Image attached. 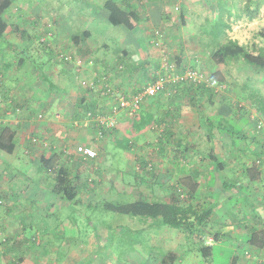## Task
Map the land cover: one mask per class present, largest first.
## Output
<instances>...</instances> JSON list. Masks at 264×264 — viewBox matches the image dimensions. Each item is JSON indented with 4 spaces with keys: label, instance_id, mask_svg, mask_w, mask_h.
<instances>
[{
    "label": "rangeland",
    "instance_id": "obj_1",
    "mask_svg": "<svg viewBox=\"0 0 264 264\" xmlns=\"http://www.w3.org/2000/svg\"><path fill=\"white\" fill-rule=\"evenodd\" d=\"M105 1L15 0L3 12V18L7 19L10 24H16V30L19 27L26 29L27 34L35 33L39 41H36L37 45L35 46L30 45L29 39H20L22 36L16 35L13 27V32L8 33L11 37L10 40L0 41V49L3 48L6 51L2 54V58L0 56V61L6 63L7 69L10 70L8 73H12L7 82L9 85L17 87V81H20L19 84L25 92L19 91V96L16 90L14 95L20 98L24 95L23 93H26L29 98H39L43 108L39 105L36 106L37 112L34 110V115L33 113L25 114L27 115V125L21 126L22 135L20 134V139L24 140L25 145L18 148L19 151L13 155L0 150V239L3 237L17 239L13 250L18 248L17 245L20 246L18 248L20 254H24L23 264H160L161 256L167 251L177 253L178 259L174 264H230L229 261L236 247H238L237 254L240 257L242 254L243 257V262L239 264H264V249L260 251L253 250V248L252 251L247 250L248 248L243 249L246 244H249L247 239L250 232L262 225L264 227V178L258 177L257 180L250 181L239 172L232 177V172L229 169L224 171L218 169L216 181L208 187L204 182V173L211 165L209 167L205 164H209L211 161L201 150L200 155L189 158L190 152H184L183 147L181 149L178 147L182 158L184 157L183 152L185 153L183 162L174 160L176 157L175 151L171 148L172 142L169 144L170 147L167 145L164 148L161 147L158 152L152 146H141L144 148L141 150L137 146V149L128 151L126 154L123 146L116 147L114 143V139H119L115 130L106 132L107 134L102 137L97 136L94 130L90 131L91 133L85 130L88 128L85 125L87 119L84 117L87 112H102L110 105L109 98L102 96L99 88L101 87V77L104 75L108 77L107 72L101 70L104 66L109 65L110 60L114 58L116 59L113 66L118 71V65L122 66L120 69L122 71L124 65H138V62L144 59L140 68L133 73L132 80L125 79V82L123 81L122 85H119L120 91L126 96H128L126 92L132 86L135 88L144 86L146 81L159 69L157 64L160 63L162 56H166L179 67L196 68L204 77H210L213 45L211 39L202 35L213 27L211 20L215 18L209 8L208 0H205V9H202L205 16L208 17V21L203 24L198 23V15L195 13L201 11L195 6L197 0H157L153 3L159 4V1H162L165 9L162 8V11L161 8L154 7L152 11L148 10V13L146 6L150 0H135L139 4L138 8L143 13L146 12L147 15L143 16L148 19L139 23L141 25L136 26L133 31H129L121 25H112L106 20L103 15L104 11H102ZM244 1L226 0L228 14L224 20L230 26L226 29V35L246 46L257 43L264 47V8L259 9V14L255 8H251L250 12H247L245 4H243ZM250 1L255 2L256 0ZM257 1L264 2V0ZM212 6L214 7L213 4ZM161 12H163V16L160 15ZM253 15L259 19H246L247 16L252 18ZM181 16H185L189 20L187 25L182 24ZM55 20L63 23L67 34L70 33L64 39L65 42L62 46H59L60 43L56 42L49 34L50 22ZM211 23L212 25H210ZM87 28L92 32L89 36L82 34L87 31L84 30ZM74 37H77V41H74ZM129 38L130 41H127ZM80 39L82 43L79 44ZM122 42L127 50L131 51L129 56L119 54ZM7 45H15L18 49L8 48ZM22 45L28 47V51H23L24 54H20ZM49 49H55L57 55L66 54L72 58L78 55L77 57L83 61L80 68H74L73 62H66L67 66L71 65L73 68V71L69 69V76L66 75L69 87L65 97L67 100L70 99V103L66 107L56 104L51 108L48 103L43 104L50 102L44 90L46 86L49 83L52 85L55 83V87H57L56 74L51 72H55L54 67H57L56 65L59 63L47 55ZM19 56L22 58L21 65L12 63V59L15 57L14 61L16 62ZM120 57L125 60L120 61ZM57 58L62 64L60 56ZM89 59L92 63L87 65ZM86 69L92 70V79L89 78L91 73L85 71ZM8 73L6 72V74ZM123 74L124 77H128V74ZM37 76H40L42 80L45 78L43 87L38 85L28 92V88L36 84ZM223 76V82H217L212 86L216 104L209 105L207 102L203 104L202 99L205 96H203V92H199V83L179 86L177 91L170 95L159 94L165 99L173 98L178 102V108L182 114L178 111L177 121L168 123L171 124V128L176 130L172 131L176 133L175 138L182 141L183 146L190 149L192 148L191 144H196L197 140L203 138L205 129L201 128L199 131L197 127V120L201 117L203 109H205V114H213L220 110L224 114H232L234 120L225 117V125L223 124L225 129L227 125H232V129L228 131H241V135L244 134L248 140L257 142L259 139L263 142L264 108L261 111L257 106L262 102L264 104V67L256 68L242 59L229 61L224 67ZM107 80L111 86L116 88L109 77ZM82 81H85L86 84L89 81L94 82L95 88L89 89V85L86 87L87 85ZM127 81H131L129 85ZM50 87L48 92L51 95L55 88ZM83 87L92 92L90 95L94 103L90 102L89 104L92 103V105L86 106L88 104L86 102L79 109L77 105L72 106V102H75L77 97L80 98V94L85 91ZM62 96H64L63 93L57 92L55 98L59 100ZM55 112L60 114L71 112L70 116L75 129H70L71 133L74 132L77 135V132L82 129L83 131L80 132L82 137L85 134L87 138L96 141V145L92 144L94 148L85 145L84 142L76 144L74 141L80 139L79 136H76L77 138H73L71 144L92 148L96 152L94 158H89L90 161H82L79 159V155L73 152L72 147V149L69 148V153L63 154L62 152L60 154V146L51 142L50 139L52 134L58 133V130L61 132L60 134L65 133V129L68 133L67 128L59 122L50 126L51 131L46 130L48 126L42 127L44 124L42 122L51 121ZM21 116L18 119L22 118ZM8 118L9 120L4 126L13 128L9 122L10 120L15 122V116ZM255 118L260 119L263 123L262 134L257 133L253 122ZM215 119L216 117H212L209 120ZM87 124L97 131L96 127H93L95 122ZM163 132L164 128L161 124L156 123L153 129L147 133V137L150 141L155 142ZM201 132L202 134L197 137ZM215 133L218 156H222V153L225 155L223 151L229 150L228 146L232 140L237 148H245L242 153H237L236 156V160L238 159L242 167L246 162L248 165L255 164L257 167H262L261 170L264 171V152L258 151L259 147L256 149L260 145L256 142H253L254 145L252 142L247 143L245 137L235 133L231 136L227 132H220L217 129H215ZM34 137H37L39 143L32 140ZM59 139L61 138L58 134L54 141ZM68 143H71V139L68 140ZM151 148L153 152L148 153ZM131 149L129 147V150ZM63 151L65 152V149ZM52 153L57 156L56 166L66 167L71 174L74 186L78 191L75 203L55 195L52 192L55 174L39 169L41 156H50ZM133 154L137 157L133 158ZM227 155L232 154L227 152ZM141 158L144 160L143 162L140 161ZM258 158L260 159L259 163H257ZM219 161L220 159L217 160V162ZM196 165H198L196 174L200 183L197 186L198 189L193 192L194 197L191 198L188 195L187 186L177 183V174L180 172L186 174ZM17 168L32 177L33 182L25 193L14 197L8 190L7 180L9 174H12ZM231 177L234 180L243 181L242 185L235 186L236 189H239L240 186V192L242 193L243 190L246 193L242 199L238 196L236 201L229 200L228 194L232 193L233 189L230 187L228 190L220 184L223 180L226 181ZM147 196L181 204H187L190 201L194 205L197 204L198 208L211 201H218V208L215 210L219 214H217L219 219L217 215H212L208 224L204 227L201 226L203 231L200 235H202L203 241L200 243L203 245L207 239L213 237L215 231L220 232L218 239L215 240L218 242L213 244L211 256L204 258L198 251L197 246L200 243L197 231L192 234L186 229H175L159 222L155 223V220L150 218L128 216L103 207L106 201L128 203L137 199H147ZM237 207L251 208L258 212L261 210L258 218L259 223L254 220L253 222L251 217H244L243 222H240L239 225L241 226L240 230L238 228L239 233H223L222 235L227 238L221 239L220 234L224 227L240 220L239 214L232 218L227 212ZM218 226L223 228L219 229ZM116 227H119L120 231ZM242 229L247 233L246 235L241 232ZM104 231H109L112 234L108 237L111 238L108 245L103 234ZM241 235H244L243 238ZM33 237H36V242ZM5 244L9 245V252L5 255L7 253L6 246L0 244V264H10L9 259L15 258L11 241L9 244ZM25 244L27 245L26 249H24ZM205 244L207 243L205 242ZM248 251L252 254V259H248L246 256L248 254L245 252Z\"/></svg>",
    "mask_w": 264,
    "mask_h": 264
},
{
    "label": "crops",
    "instance_id": "obj_2",
    "mask_svg": "<svg viewBox=\"0 0 264 264\" xmlns=\"http://www.w3.org/2000/svg\"><path fill=\"white\" fill-rule=\"evenodd\" d=\"M14 1L15 0H10V2H11L10 6L12 5V3ZM118 1H119L118 3L120 4V6L123 7V8H131L132 7V8L138 9V11L140 13V16H141L140 23L142 21H145L146 19H148V18L144 17L145 15H147L146 12L143 13V11H141L140 8H138L139 4H138L137 1L136 2H135V0H118ZM153 2H157V0H154V1L150 0L149 1L148 6H146L147 13H148V10L152 11L154 7L155 8L156 7L157 8H161L162 11H163L162 8L165 9V7H163V2L162 1H159V4L158 3H153ZM218 2H220V3H218ZM257 2L258 1H256V3ZM208 3H209L208 5H209L210 10H211L213 16L215 17L213 20H211L213 24L218 19L224 20V18L227 17V14H228L227 11L228 10H226V8L228 7V3L226 2V0H218V1L214 0V2L212 3L214 5V7L212 6L210 0H209ZM216 3H218V4H216ZM204 4H205V0H203V1L202 0H197L196 3H195V6L198 9H201L200 12H195L198 15V23L201 22V24H203V22L208 21V17L205 16L206 14H205L204 10L202 11V9H205V7H204L205 5ZM243 4H245L246 11L250 12L249 11V8H250L249 6L252 7L254 2L250 1V0H245ZM258 5H259L260 9L262 7L264 8V2H260L259 1ZM149 6H150V8H149ZM192 9H194V8H192ZM197 11H199V10H197ZM257 13L259 14V11H257ZM160 15L163 16V12H161ZM104 16L106 17V15H104ZM246 19L247 20H250V19L256 20V19H259V17L256 18V16L253 15L252 18H251V16H247ZM6 21H7V19H6ZM212 23L210 25H212ZM7 24H8V27H7V29H6V31L4 33V38L3 39L10 40L11 37H10V34H8V33L13 32V30H12V27H13L14 30H15L16 35H21L22 36L21 38L19 37L20 39L23 40V38H28L29 41H30L29 42L30 45H33V46L37 45L36 41H38V39H37V35L35 33L34 34H27L26 33V29L18 27V30H16L17 29L16 28V24H13V23L10 24L8 21H7ZM140 25L141 24H139V26ZM65 30L66 29L64 27V24L63 23L61 24L59 20H55V21H51L50 22L49 34L53 37V39L56 42L60 43L59 46L64 45V42H65L64 39H66L67 35H70V33L67 34V32ZM84 30H87V31H84ZM84 30H83L84 32L82 33L83 35L89 36L92 33L91 31H89L88 28L84 29ZM133 30H135V29H132V30H129V31H133ZM206 33L207 32H204V33H202V35H204L205 37H208L210 39V34H206ZM3 39H0V41L3 40ZM209 39H208V41H209ZM127 41H130V38ZM221 41H223V40H221ZM80 43H82L81 39L79 41V44ZM23 45H24V42H23ZM23 45H22V47L20 49V54H24L23 53L24 50L28 51L27 50L28 47H24ZM7 47L9 48V45H7ZM121 47H122L121 48V52L119 53L121 56L123 54L124 55L127 54L129 56L131 54L130 53L131 51L129 52L127 50L126 46L124 45V42H122V46ZM16 49H18V48H16ZM55 51H56L55 49H49V53L47 55H49L50 58L55 59L56 60L55 62L59 63L58 65H56L57 67H54V71L55 72H51V73L56 74L55 81L57 82V87H55V83L53 85L49 83L46 86V88L44 90L46 91L47 98L50 99V102H44L43 103L45 105L48 103V105H51L50 106L51 108L55 107L56 104L58 106H60V107H66V105H69L70 99L67 100L66 97H65L67 95V93H66L67 92V88L69 87L68 86V81H67L66 78L70 74V70L69 69H71L73 71V68H72L71 65L67 66L66 62H63L61 64V62L59 60H57L58 59L57 58L58 55H57V52L55 53ZM5 52L6 51L3 48L0 49L1 58H2V54L5 53ZM139 55L141 56V53ZM75 56H78V55H75ZM14 58L12 59V63L21 65L22 58L19 56V58L17 59L16 62L14 61ZM115 59L116 58L110 60L109 65L104 66L101 71H103V70L106 71L108 77L111 79V82H113L115 87L120 90L119 85H122L123 81L125 82V79H129V80L131 79L132 80L133 73L137 69L140 68L141 63L144 62V59L140 60L138 62V65H132V66L129 65V64L124 65L122 71L121 70L118 71L117 69H115V66H113V64L115 63ZM124 60L125 59H123V57L122 58L120 57V61H124ZM73 67L75 68L76 66L73 65ZM8 71H10V70L7 69L6 63H3L2 61H0V78L2 79V80L0 79V87H1L0 88V91H1L0 92V120H3V121L0 122V126L5 125L6 121L9 120V118H8L9 116H15V122H11V120L9 122V123H11L13 128H10V127L8 128L6 126L10 131L14 132V140L16 142L14 151L12 153L14 155L17 151H19L18 148L23 147L25 145L24 140L20 139V134H21V130H22L21 126L27 125V115H25V114L29 113V115H30V114L33 113V115H34V113L36 111L35 110L36 106L38 107L39 105H41V107H42V104H41L42 102L40 101L41 99H39V98L38 99L29 98V96H27L26 93H23L24 95H22V97L17 98L16 95H14L16 90H17L18 95L20 94L19 91H22V92H25V91L23 90V87L19 84L20 81H17L18 82L17 87L16 86H11V85L8 84L7 79H8V77L12 76V73L11 72L8 73ZM85 71H89V73H91V76L89 78L92 79V70L86 69ZM98 71L101 72L100 70H98ZM6 72L8 74H6ZM123 73L128 74V77L127 76L124 77L125 75ZM84 78H85V76H84ZM43 80H42V78L40 76H37L36 77V82H35L36 84L31 85L28 88V92L31 91L30 89H34L38 85L42 86L43 85ZM127 82H128V85H129V82H131V81H127ZM44 85H46V84H44ZM50 86H53L55 88V91L51 95L48 92L49 89L51 88ZM61 87L63 88V90H62ZM83 88L85 89V91H83L80 94V98L77 97V100H75V102L74 101L72 102V106L77 105L79 107V109H80V107L83 104L85 105L86 102L88 103V104H86V106L87 105H92V103H94V101L91 100L92 97L90 95V94H92V92L89 89H87L86 87H83ZM139 88H142V86H138L136 88H135V86H132L131 89H129V91L126 92V93L129 96V95L135 93ZM57 92H61V93L64 94V96H62L59 100H56V98H55V95H56ZM78 98H79V100H78ZM190 99H192V98H190ZM212 100H213V98L207 99L206 97H204L202 99V102H203V104L205 102H207L209 105L210 104H216L215 103L216 100L214 99L213 102H212ZM218 100H220V99H218ZM90 102H92V103L89 104ZM109 102H111V101H108V103ZM219 104H220V102H219ZM226 107H227V105H226ZM178 111H180V113L182 114L181 110L178 108V102H177L176 99H173V98L165 99L164 97H162L160 95H158V96L156 95V96L147 98L146 101L139 108V110L136 111V117L134 118V123L131 124V126H132L131 128H133L135 131L133 130V135L131 137V140L133 142H131L130 148H132V149L129 150V151L137 149V146L140 147V150L144 149L141 146H145V147L152 146V148L157 150V152H158V151H160L161 147L164 148L166 145L169 146L170 142H172L171 143V145H172L171 148H172L173 151H175L174 155L177 158V159L174 158V160L181 161V162L185 161V159H184L185 158V153L184 152H190V154H189L190 157L189 156L188 157L189 158H194V157L200 155V153L202 151L204 154H206V157H208L209 161H211L209 164L208 163L205 164L206 166H209V167L211 165V167L204 173L205 174L204 182H205L206 186L214 184V181H216L215 179H217V175L216 174L218 173V169H219V171H224L225 169H229L232 172V177L234 175H237L238 172L240 174L243 173L242 172V168H241L242 164L240 162H238V159L236 160V156H237V153H242L245 148H237L234 145L235 143L231 140L230 141L231 143L228 146L229 150L225 149L223 151V152H225V155H223V153H222V156H218L217 155V136H216V133H215L216 127H212V129L209 132L207 127H206V125L204 124V120H207V118L210 119L212 117L217 116L218 113H220L218 111L214 112L213 114H210V113L205 114V109L202 110V112H203L202 114H204V115L201 114V117L197 120L198 121L197 122V127H198L199 131L201 130V128H203V129H205L206 132L203 133L204 134V136L202 135L203 138H200L199 140H197V142L201 141V143L197 144V142H195L196 144H191L192 148H190V149L183 146L184 147L183 148V150H184V152H183L184 155L183 156L184 157L182 158L181 155H180V153H181L180 149L182 147H180V149H179L178 148L179 146L177 145V144L181 145L182 141H179V138H175L176 133L173 132L175 129L171 128V124L168 123L170 121H173V122L177 121V117H178L177 112ZM70 115H71V112L70 113L65 112V114H60L59 112H55V114L52 115V117H53L52 120L48 122L49 124L47 122H45V121L42 122V123H44L42 127L44 128V127L48 126V128H46V130H48V131L52 130L50 128V126L51 125H56V122L63 123V127L67 128L68 133H70V134L66 133V129H65V133L60 134L61 132H59V130H58V133L52 134L51 139H50L51 142H55V144L57 146H60L59 147L60 154L62 152H63V154L66 153V152L63 151V149H66V147L68 149L67 152L70 151L69 148H71V147L73 148V149L72 148L71 149L74 152V148H75V146H76V144L78 142L79 143L80 142H84V144L86 143L85 145H89V146L94 148V146H92V144L96 145L95 144L96 141L93 140V139L87 138V136H85V134L82 137V135H80V132L83 131L82 129H80L77 132V135H75L74 132L71 133L72 130H70V129H73V130H75V129L73 127L72 118H71ZM131 115L132 114L129 115L127 113H124L123 111H120L118 113V117L116 119V124H115V127L113 129V131L115 130V133H117V138H119V139H114V143L116 144V147L119 146L118 142L120 141V139H122V137L125 134V132L126 131H130V130L132 131V129L129 128L128 126H127V129L124 130V127H126L124 125V123L131 121L130 118H129V117H131ZM19 116H21L22 118L18 119ZM223 116L233 119V117H232L233 115L232 114H224L223 113ZM84 117H85V119H87L86 115ZM81 119H82V117H81ZM157 120H158V122H156ZM156 123L157 124H159V123L161 124V126L164 128V132L160 135V137H157V140L155 142H152V141H150V139H148V137H147L148 134L147 133H149V131H151L153 129V126ZM85 125L88 127V128H85V130L87 132H90V131L94 130V133L96 134L95 129L90 128L91 126L89 124H87V120H86V124ZM47 134H49V132H47ZM58 134H59V138H61V139H59L60 141L59 140L58 141H54V140L57 139ZM201 134H202V132L199 133L197 135V137H199ZM92 135H93V132H92ZM167 135H168V139H167ZM222 135H224V134H222ZM49 136H50V134H49ZM76 136H79L80 139L74 141V143H76V144L71 145L72 141H73V138L74 139L77 138ZM69 139H71V143L70 144L68 143ZM137 140H139V141H137ZM189 140H191V139H189ZM178 141H179V143H178ZM64 146H65V148H64ZM61 148H62V150H61ZM152 148L149 149L148 153L149 152H153ZM227 152L229 154H232V155H227ZM233 153H235V155H233ZM134 157L136 158L137 156H135V154H133V158ZM79 159L82 160V161L89 160V159H84V157L81 156V155H79ZM218 159H220L219 162H217ZM140 161L143 162L144 160H142V158H141ZM199 165H200V163H199ZM197 168H198V165L192 167L190 170H188V172L186 174H184L183 172H180L179 174H177V177H178L177 183L183 184L185 186H188V185L199 186L200 181L198 179V175L196 174L197 173L196 172ZM199 168H200V166H199ZM261 168L262 167H257V169L260 172L259 178L263 179L264 178V175H263L264 171L261 170ZM149 172H151V171L149 170ZM181 173L184 174V175H182ZM211 177L213 178L211 180L212 182L210 181L208 183V179H210ZM232 177L228 178L226 181L223 180L220 184L223 185L226 182L230 183L231 189H233V192L228 194V196L229 197H231V196L232 197H235V196L238 197L239 196L242 199L243 196L246 195V193L243 192V190H242V193L240 192V188H241L240 186H239V189H236L234 187L238 186V185H242L243 181L237 180V179L234 180ZM189 188H190V186H189ZM197 189L198 188H196V190ZM215 190H216V188H215ZM256 209H258V208H256ZM227 212H228L229 215H231L232 218H234L237 214H239L240 220H237L239 222L236 221V223H230V226L229 225L225 226L224 229L222 230V233H221V239L222 238H227V237H224V235H222L223 233H226V234H228V232H237V233H239L238 228L240 230L241 226H239V225H240V222H243L242 221L243 218L244 217H247V218L248 217L249 218L250 217H254V215H258L259 216V214L261 213V210H260V212H258L257 210L253 211L251 208L245 209L243 207H237V208L232 209V211H227ZM217 214H218L217 210H214L213 213L211 214V216L212 215H217ZM218 215H217V218L219 219ZM221 225H222V223H221ZM221 227L222 226H220V227L218 226L219 229ZM260 228H262V227H260ZM260 228H258V229H260ZM224 230H226V231H224ZM252 231L250 232V234L252 233ZM241 232L244 235L247 234V233H245L243 231V229L241 230ZM244 235H241V237L243 238ZM234 240L235 239H233V241ZM216 242H218V241L214 240L210 244H214ZM243 246H244V244H243ZM256 246L257 245L249 243V244H246L243 247V249H247L248 248L247 250H250V251H252V248H253V250H259V251L264 249V247H258V246L256 247ZM24 249H26V248H24ZM237 250H238V247H236L234 249L232 257H231L229 262H234V264H239V263L243 262L242 254H241V257H240L237 254ZM6 251L9 252L8 248H6ZM7 254L8 253H5V255H7ZM23 256H24V254L21 253L20 257L22 258L21 259L22 262H20L19 264H23V262H24V257Z\"/></svg>",
    "mask_w": 264,
    "mask_h": 264
},
{
    "label": "trees",
    "instance_id": "obj_3",
    "mask_svg": "<svg viewBox=\"0 0 264 264\" xmlns=\"http://www.w3.org/2000/svg\"><path fill=\"white\" fill-rule=\"evenodd\" d=\"M256 1L254 2L252 7L249 6L250 7L249 9L251 10V8L252 9L255 8V11L257 12L259 11L260 7L258 5L259 1L257 3ZM210 2L212 4L214 0H210ZM10 3H11L10 0H0V39L4 38V33L8 27L7 21L6 19L3 18L2 15H3V12L7 8H9ZM102 11H104L103 15H106V20L110 24L117 25V26L121 25L127 30L134 29L136 26L139 25L141 21V16H140L138 9L132 8V7L123 8L120 6L118 1L116 0H106L102 5ZM181 19H182V24L187 25L189 20L185 16H181ZM229 27L230 26L226 21L222 19H218L213 24V27L209 31H207V34H210V39L213 45V51L211 53L212 67L210 69V78L216 80L217 82L224 81V78H223L224 77L223 76L224 67L228 64L229 61H235V60L237 61L239 59H242L246 63L256 68L264 67V47L258 45L257 43H252L250 46L240 44L236 39H233L226 35V29H228ZM73 39L74 41H77V37H74ZM9 48L15 49L16 46L9 45ZM74 58L76 59L78 57L75 56ZM158 66L159 64L157 65V67ZM199 84H200L199 92H203L204 94L203 96H205L207 99L213 98L214 96L213 87L210 85H206L204 82L199 83ZM138 90H140V88ZM257 108L263 111V108H264L263 102L260 105H258ZM89 112H92V111H89ZM218 112L220 113H218V115L215 116L216 117L215 120L210 121L208 118L207 120H204V124L206 125L208 131L210 132L212 127H216V129L220 132H227L230 135L233 133L237 135H241V131L240 132L228 131L229 129L230 130L232 129V125L231 126L227 125L225 129L224 127L225 116H223V113L221 110ZM135 117H136V112H134L131 115V117H129L131 120L130 121L131 123L130 122L124 123V125L126 126L124 127V130L127 129V126L129 128L132 127L131 124L134 123ZM256 119L258 120V118H255L253 120L254 123ZM232 120H234V118ZM93 127L95 126L93 125ZM131 129L132 131L131 130L126 131L122 139H120V141L118 142V145L120 147L123 146L122 148L126 154L129 151L131 142H133L131 140V137L133 135L134 129L133 128ZM112 130H108L106 132H110ZM256 130L258 134H262V128L256 129ZM241 136L247 139L244 134H242ZM34 138H37V137H34ZM248 142L253 143L256 141L247 139V143ZM256 143L260 145V146H257L256 149L259 147L258 151L263 152L264 151L263 149L264 137H263V142L259 141L258 139ZM15 145H16V142L14 140V132L10 131L4 125L0 126V150L8 154H12L14 151ZM177 145L179 147H183L182 144L181 145L177 144ZM56 160H57V156L55 153L50 154V156L42 155L40 158L39 169L46 173L53 172L55 174L53 178L54 181L52 182V192L55 195H57L61 199H65L67 201L75 203L76 202L75 199L77 198L78 191H77V188L74 186L73 180L71 178V174L66 167H63V166L57 167ZM242 172H243L242 174L245 177V179L250 180V181L257 180L260 175V172L257 169V166L255 164L248 165L246 164V162H244L243 164ZM9 175L10 176L8 177V180H7L8 190L11 193V195H13L14 197H19L23 193H25V191L29 188V186L33 182L32 177H30L25 171H23L20 168H17L12 174H9ZM212 179H213L212 177L208 179V183ZM209 186H212V184ZM223 187L230 188L231 185L230 183L226 182L225 184H223ZM187 188H188V195L191 198H193L194 197L193 192L196 191L197 186L188 185ZM236 198L237 196L235 197L231 196L229 197V200L236 201ZM103 207L107 210L126 214L128 216L150 218L152 220H155L154 221L155 223L159 222L162 225L175 228V229H186L189 231V233H192V234L195 231H197L199 232L197 235H198V242L200 243V241H203V237L202 235H200L203 231L201 230V226L204 227L205 225L208 224L211 214L216 208H218V201H211L207 205H204L203 207L198 208L197 204L194 205V203L190 201L187 204H181L178 202H167L161 199H155L152 197L150 198L147 196V199H137V200H134L128 203H112V202L106 201L103 204ZM258 218H259L258 215H254V217H251V220L257 221L259 223ZM261 227L262 228L260 229L258 228L254 229L252 233L249 235V238L247 239L249 243L257 245L258 247H264V227L263 225ZM116 229L120 231L119 227H116ZM103 234L107 242L106 244L108 245V242L111 241V238H108V237L112 236V234L109 231H104ZM213 237H212V241L217 240L219 237V231H215L213 234ZM9 238L10 237H3L0 239V244L5 245L6 248H8V251H9V245H6L5 243L9 244L11 241V244H12L11 247L13 250V247L15 245L14 243H16L17 241V239L10 238L11 239L10 240ZM34 239L36 242V237H33V240ZM17 247L19 248L20 246L17 245ZM212 247H213V244H205L204 242V245L200 243V245L197 246V249L202 255V257L207 258L211 256ZM18 248L13 250L15 258L12 257L11 259H9L10 264H19L20 262H22L21 260L22 258L20 257V249ZM24 248H27V245ZM177 259H178V255L175 251H167L161 256L160 264H174V262ZM230 264H234V262H230Z\"/></svg>",
    "mask_w": 264,
    "mask_h": 264
},
{
    "label": "built area",
    "instance_id": "obj_4",
    "mask_svg": "<svg viewBox=\"0 0 264 264\" xmlns=\"http://www.w3.org/2000/svg\"><path fill=\"white\" fill-rule=\"evenodd\" d=\"M63 62H73L77 68H80V65L83 63L81 58H72L70 55L66 54H58V57ZM92 61L87 60V65L91 64ZM159 69L146 81L144 86L140 88V90L136 91L131 96H126L122 91L114 88L109 84L107 80V76L104 75L100 79L101 87L100 93L102 96H106L109 98L110 105L109 107L102 112H87V123L95 122L94 126L97 129V136L102 137L106 131L112 130L115 127L116 119L118 117V113L123 111L127 114H133L138 111L141 105L146 101L147 98L153 97L159 94L170 95L171 93H175L179 86L190 85L195 83L204 82L206 85L214 86L217 84V81L211 79L210 77H204L203 74L196 68L190 67H179L175 62L169 60L166 56H162ZM118 69H122L121 65H118ZM83 84L89 85V89L95 88V83L89 81L87 84L85 81H82ZM98 84V83H97ZM256 129L263 128V123L260 119L255 120ZM37 143V138L32 139ZM39 143V141H38ZM264 149V146H263ZM67 148L65 149L66 153ZM74 152L78 155L84 157V159L94 158L96 156V152L90 147H81L77 145L74 148ZM264 152V151H263ZM260 162V159H257V163ZM207 244L212 242V238H209L205 241ZM248 255V259H252V254L248 251L245 252Z\"/></svg>",
    "mask_w": 264,
    "mask_h": 264
}]
</instances>
